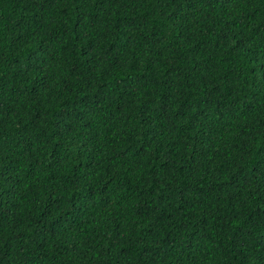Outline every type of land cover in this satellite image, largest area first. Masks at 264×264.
Wrapping results in <instances>:
<instances>
[{"label": "trees", "instance_id": "trees-1", "mask_svg": "<svg viewBox=\"0 0 264 264\" xmlns=\"http://www.w3.org/2000/svg\"><path fill=\"white\" fill-rule=\"evenodd\" d=\"M0 264H264V0H0Z\"/></svg>", "mask_w": 264, "mask_h": 264}]
</instances>
